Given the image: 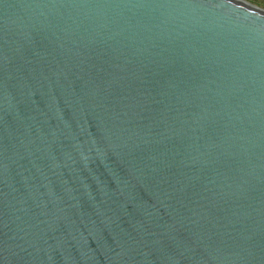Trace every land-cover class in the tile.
Listing matches in <instances>:
<instances>
[{"label": "water", "instance_id": "1", "mask_svg": "<svg viewBox=\"0 0 264 264\" xmlns=\"http://www.w3.org/2000/svg\"><path fill=\"white\" fill-rule=\"evenodd\" d=\"M0 264H264V9L0 0Z\"/></svg>", "mask_w": 264, "mask_h": 264}, {"label": "rangeland", "instance_id": "2", "mask_svg": "<svg viewBox=\"0 0 264 264\" xmlns=\"http://www.w3.org/2000/svg\"><path fill=\"white\" fill-rule=\"evenodd\" d=\"M261 9H264V0H243Z\"/></svg>", "mask_w": 264, "mask_h": 264}]
</instances>
